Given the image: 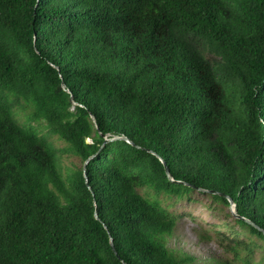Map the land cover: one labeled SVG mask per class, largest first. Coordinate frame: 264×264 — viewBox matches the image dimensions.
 <instances>
[{"label":"trees","instance_id":"obj_1","mask_svg":"<svg viewBox=\"0 0 264 264\" xmlns=\"http://www.w3.org/2000/svg\"><path fill=\"white\" fill-rule=\"evenodd\" d=\"M165 166L264 264V0H0V264H198Z\"/></svg>","mask_w":264,"mask_h":264},{"label":"rangeland","instance_id":"obj_2","mask_svg":"<svg viewBox=\"0 0 264 264\" xmlns=\"http://www.w3.org/2000/svg\"><path fill=\"white\" fill-rule=\"evenodd\" d=\"M55 145L62 148L65 144L53 138ZM64 166L80 165V160L73 156H63ZM170 210L179 216V224L173 234L166 238L169 248L184 251L195 257L198 264H210L213 258L231 256L223 251L219 244L222 237L229 235L230 229L239 230L231 215L230 208L212 201L210 197L199 192L191 194V200H170ZM210 235L211 240L197 236ZM245 238V236H244ZM255 240V238H253ZM257 241V240H256ZM262 246L264 242L258 241ZM261 251L255 253L253 261L260 259Z\"/></svg>","mask_w":264,"mask_h":264},{"label":"water","instance_id":"obj_3","mask_svg":"<svg viewBox=\"0 0 264 264\" xmlns=\"http://www.w3.org/2000/svg\"><path fill=\"white\" fill-rule=\"evenodd\" d=\"M91 119L94 121L93 116H91ZM104 138H105V141H104V142L114 141V140H124V141H127V142L131 143V142H130L126 137H124V136H113V137H109L108 134H106V135H104ZM90 158H92V157H90ZM160 161L163 163L162 160H160ZM86 163H87V161L85 162V164H86ZM165 172H166V175H167L168 179L171 180V181H173V182H176V183H182V184H185V185H187V186L193 187L194 189H196L198 192H201V193H211V194H217V195H220V196H224V197H226L227 200H228V203H229V208H230V212H231V214H232L234 217L239 218V216H237V214H236V207H235V204H234L233 201H232L229 197H227L226 195L221 194V193H219V192H217V191H208L207 189H203V188H199V187H194V186H191V185L186 184V183H184V182L174 181L173 178H172V176H171V174H170L169 169H168L166 166H165ZM95 216H96V215H95ZM96 217H97V216H96ZM245 221L248 222V223H251L250 221H248V220H246V219H245ZM251 224H252V223H251ZM110 246H111V249L113 250L114 254L116 255V257L119 259V256H118L116 250L114 249V245H113L112 239H110Z\"/></svg>","mask_w":264,"mask_h":264}]
</instances>
